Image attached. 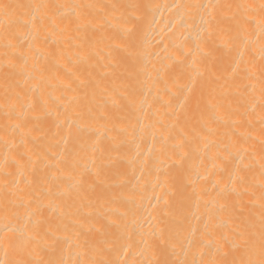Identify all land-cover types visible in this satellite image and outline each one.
I'll return each mask as SVG.
<instances>
[{"label": "bare ground", "instance_id": "6f19581e", "mask_svg": "<svg viewBox=\"0 0 264 264\" xmlns=\"http://www.w3.org/2000/svg\"><path fill=\"white\" fill-rule=\"evenodd\" d=\"M0 264H264V0H0Z\"/></svg>", "mask_w": 264, "mask_h": 264}]
</instances>
